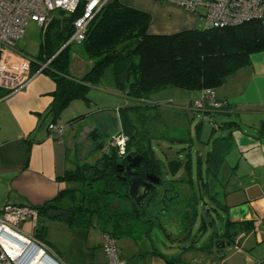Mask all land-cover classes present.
<instances>
[{"label":"crops","instance_id":"obj_1","mask_svg":"<svg viewBox=\"0 0 264 264\" xmlns=\"http://www.w3.org/2000/svg\"><path fill=\"white\" fill-rule=\"evenodd\" d=\"M116 1L148 13L150 34L199 28L202 18L167 2ZM31 72L32 77L23 89L0 98V207L5 203L36 207L55 198L59 204L65 203L66 200H60V193L79 188L78 182L63 178L76 165L75 152H71L75 135L65 137L63 131L58 136L47 127L50 116L45 112L53 99L55 83L45 72H38L36 63L31 66ZM214 91L224 105L194 110L204 119L213 113L219 117L235 116V120L223 124L229 131L234 127L240 133L209 138L202 143L203 152L195 150L194 154L189 147L181 153L172 151L168 160L178 168L170 179L183 195L178 202L179 212L176 210L172 218L162 217L160 225L157 221L150 225L142 218L132 232L115 235L125 264L264 263V51L252 53L249 63L228 74ZM198 92L191 93V102ZM172 142L184 144L187 140ZM209 185L215 186L216 191L221 189V193L210 192ZM116 200L119 199L111 202ZM223 205L227 209L246 205L248 212L244 220L239 216L231 220L234 222L231 245L217 251L213 243L226 238L209 233V228L214 227L216 214L217 231L224 230L228 216ZM23 225L27 227V223ZM142 225L148 227V232ZM155 228L162 231L160 243L165 251L154 245L149 232ZM110 229L103 224L102 233ZM31 232L30 228L28 233ZM241 233L244 236L236 247V237ZM100 250L103 264V247Z\"/></svg>","mask_w":264,"mask_h":264},{"label":"trees","instance_id":"obj_2","mask_svg":"<svg viewBox=\"0 0 264 264\" xmlns=\"http://www.w3.org/2000/svg\"><path fill=\"white\" fill-rule=\"evenodd\" d=\"M81 11V6L71 14L56 10L46 28L42 29L39 62L32 65L36 63L38 66L49 60L41 71L50 76L56 86L45 112L50 116L49 123L57 121L71 100L80 98L88 101L87 92L93 87L106 85L142 104H149L150 97L166 87L199 92L207 88L214 90L228 74L248 64L252 53L264 51V19L221 28L150 34L147 31L148 13L113 0L89 23L85 39L80 43L84 56L90 61L89 70L75 78L69 73L71 44L61 47L70 37L73 21ZM4 95L0 90V98ZM138 108L137 105L126 107L131 112ZM119 116L120 132L127 137L125 152L143 157L137 173L162 174L165 166L155 157L150 144L153 136L138 127L137 117L134 122L125 112L119 111ZM87 139L93 146L92 152L83 161L76 151L75 168L63 176L78 182L79 188L60 193V200H66L63 205L55 198L32 207L37 211V218L46 216L48 209H63L68 214L64 221L70 225L88 226L92 219L102 221L104 226L111 228L112 231L106 232L114 238L119 233L132 232L142 218L153 225L156 217L143 214L136 204L133 209L113 207L112 199L125 196L117 169L118 160L124 155H119L117 149L109 145L110 138L106 141L98 129L91 130ZM106 144L108 149L104 151ZM94 156L93 161H87ZM166 162L168 172L174 174L178 166H172V160ZM222 208L227 212V206ZM230 226L233 228L234 225ZM35 231L37 221L32 233L36 239L44 241L43 234H35Z\"/></svg>","mask_w":264,"mask_h":264},{"label":"rangeland","instance_id":"obj_3","mask_svg":"<svg viewBox=\"0 0 264 264\" xmlns=\"http://www.w3.org/2000/svg\"><path fill=\"white\" fill-rule=\"evenodd\" d=\"M198 25L199 28L205 26L203 18L199 20ZM42 36V28L37 23L30 21L25 27L23 35L16 41L15 49L34 62H39ZM69 52V73L75 78H80L89 70V60L84 56L79 43H72ZM191 93H196V91L166 87L151 96L148 101L149 104H142L112 91L106 85L98 88L93 87L87 92L88 101L75 98L69 102L68 106L61 111L57 124L63 125L65 137L75 135L71 152L77 151L80 159L83 160L87 159V155L93 150L91 142L87 139L88 133L93 129H98L107 141L112 135L120 131L121 117L119 111L123 114L125 112L126 116L132 118L134 122H136L134 118L137 117L138 127L153 136L150 138V144L155 157L162 160L167 169L166 161L172 158V151L175 152L176 150V153H181L186 150V147H189V149L194 150V154L195 150L203 152L205 150L202 143L209 138L218 139L227 136L229 132H234V135L240 133L234 127L229 131L223 124V122L235 120V116L231 118L219 117L218 114L213 113L212 117L206 116L207 118L204 119L201 113L194 110L193 101L190 100ZM134 105L139 107L136 112L126 109V107ZM217 126L219 129H216ZM175 139H186L187 142L177 144V142H172ZM103 148L104 151H107V144ZM94 159L95 156L87 161ZM167 175L169 179L172 178L170 172ZM209 186L210 192L221 193V189L217 188L216 191L215 186V188L212 185ZM25 223H27V227L23 225ZM30 225L29 221L22 223V231L28 233L31 228ZM142 226H145V231L148 232V227ZM218 228L219 224L215 220L214 227L209 228V233L217 231ZM102 232L103 224L95 219H92L88 226L78 227L70 225L60 217L49 218L39 215L37 231L34 233L43 234L42 240L47 244L48 253L54 256L59 264H101L102 259L99 257V253L103 247L101 246L103 242ZM149 233L153 235L154 245L161 251H165L160 243L162 231L155 228ZM141 240L143 243H147L145 238H141Z\"/></svg>","mask_w":264,"mask_h":264},{"label":"built area","instance_id":"obj_4","mask_svg":"<svg viewBox=\"0 0 264 264\" xmlns=\"http://www.w3.org/2000/svg\"><path fill=\"white\" fill-rule=\"evenodd\" d=\"M112 1L0 0V90L4 91L5 95L19 91L32 77L31 66L34 61L15 49V43L23 35L28 22L33 21L45 29L54 11L71 14L81 6L80 15L73 21L72 33L61 48L72 43L80 44L85 39L92 18ZM156 1L171 3L185 11L198 13L204 19L205 27L221 28L239 25L252 19H264V0ZM48 62L49 60L38 64V72H41ZM224 104L225 102L217 99L213 89L207 88L200 90L192 105L193 108L201 110L208 107L217 109ZM47 127L58 136L63 132V125L55 122L49 123ZM121 140L123 144L120 143ZM126 140L127 137L119 131L110 137L109 145L115 147L119 155H124ZM25 221L30 222L33 230L37 221V211L34 208L13 203H5L0 207V264H29L33 255L31 247L41 250L44 256L49 254L44 241L36 239L32 232L26 234L22 231L21 225ZM243 236L241 233L236 237V247ZM14 244L18 249L13 247ZM102 246L105 252L103 264H125L120 257L115 238L110 233L103 234ZM12 249H16V253Z\"/></svg>","mask_w":264,"mask_h":264},{"label":"flooded vegetation","instance_id":"obj_5","mask_svg":"<svg viewBox=\"0 0 264 264\" xmlns=\"http://www.w3.org/2000/svg\"><path fill=\"white\" fill-rule=\"evenodd\" d=\"M130 154L131 156H135L136 154L133 153H124V158H120L118 160L117 164V169L119 171L120 179L123 183V188H124V193L125 196L123 198L119 199L121 204L125 205L126 201H130V205L126 207H130L131 209L134 208V201L127 195V188H128V180L132 177L126 169L128 162L126 161V156ZM141 156V155H140ZM143 163V157L141 162L139 163L137 169L139 168L140 165ZM134 168L131 169V171ZM139 173V172H138ZM136 173L134 176L141 177L142 179H145L146 175H150L153 173ZM167 174L168 170L164 169V172L159 175H155L156 177L159 178V184L155 185L153 184L152 187L149 189L147 192V195L143 199V202H141L139 205L140 210L142 211L143 214L147 215H153L156 217L154 220L155 222L157 221L160 224H162V217H169L172 218L175 216L176 210L178 211V207L180 204V200L183 198V195H180L179 191L173 187L172 185V180L167 179ZM154 175V174H153ZM185 196V195H184ZM63 210V209H62ZM179 212V211H178ZM217 215L215 214L213 219L216 220ZM172 220V219H171ZM55 259V258H54ZM56 260V259H55Z\"/></svg>","mask_w":264,"mask_h":264},{"label":"water","instance_id":"obj_6","mask_svg":"<svg viewBox=\"0 0 264 264\" xmlns=\"http://www.w3.org/2000/svg\"><path fill=\"white\" fill-rule=\"evenodd\" d=\"M142 160V156L140 155H135L131 156L128 154L126 156V161L128 162V165L126 167L128 173L132 175V177L128 180V188H127V195L134 201L136 205H139L141 202H143V199L147 195V192L149 189L152 187L153 184L158 185L159 184V178L156 177L153 174L146 175L145 179H142L141 177L134 176L137 173V168L139 163ZM134 168L132 171L131 169ZM116 203L111 202L113 207L117 208L121 202L120 200H116ZM125 205L128 206L130 205V201H126ZM248 212V208L246 205H239L237 207H231L227 209V218L224 224V230L220 232L218 231H213L211 234L215 236H221L222 238H226V240L220 239L217 240L213 243V247L217 250L220 251L221 249L224 248V246H230L231 241H232V236H233V228L230 225H233L234 222L231 220L233 218H236L237 216L240 217L241 220H244L245 214ZM46 216L49 218H55V217H60L63 220H66L68 217V214L65 210L62 209H48L46 211ZM214 224H215V219H213ZM229 222V224H228ZM44 259L49 264H57V261L49 254H46L44 256Z\"/></svg>","mask_w":264,"mask_h":264},{"label":"bare ground","instance_id":"obj_7","mask_svg":"<svg viewBox=\"0 0 264 264\" xmlns=\"http://www.w3.org/2000/svg\"><path fill=\"white\" fill-rule=\"evenodd\" d=\"M15 244L13 245V247H15L16 249H18V247L16 246L17 244L16 245ZM16 249H12V251L14 253H16ZM30 251H32V254L33 255H32V259H30V263L29 264H49V263H47L44 260V253L41 250L35 249L34 247H31L30 248ZM52 257L55 258L54 256H52ZM56 261H57V259H56ZM57 264H59L58 261H57Z\"/></svg>","mask_w":264,"mask_h":264},{"label":"clouds","instance_id":"obj_8","mask_svg":"<svg viewBox=\"0 0 264 264\" xmlns=\"http://www.w3.org/2000/svg\"><path fill=\"white\" fill-rule=\"evenodd\" d=\"M120 143L123 144V140H121ZM122 151H123V149H122Z\"/></svg>","mask_w":264,"mask_h":264}]
</instances>
